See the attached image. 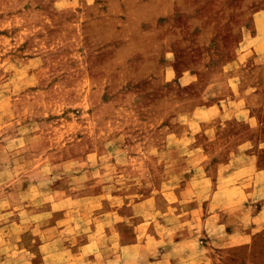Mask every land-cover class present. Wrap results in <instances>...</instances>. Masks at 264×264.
Masks as SVG:
<instances>
[{
  "label": "rangeland",
  "instance_id": "rangeland-1",
  "mask_svg": "<svg viewBox=\"0 0 264 264\" xmlns=\"http://www.w3.org/2000/svg\"><path fill=\"white\" fill-rule=\"evenodd\" d=\"M249 156L264 0H0V264H264Z\"/></svg>",
  "mask_w": 264,
  "mask_h": 264
},
{
  "label": "crops",
  "instance_id": "crops-1",
  "mask_svg": "<svg viewBox=\"0 0 264 264\" xmlns=\"http://www.w3.org/2000/svg\"><path fill=\"white\" fill-rule=\"evenodd\" d=\"M249 157L251 160L252 156ZM253 159H256V157L254 156ZM248 165H252L251 168ZM246 177H249V180H245ZM230 178H236L234 190L241 194L239 203H236L237 215L246 216L248 220H245V222L250 223L261 221L260 217H263L264 220V166H256L251 160L239 168L234 167ZM246 200L249 201V206H247ZM255 208L259 212L256 214V218H251L249 213Z\"/></svg>",
  "mask_w": 264,
  "mask_h": 264
}]
</instances>
